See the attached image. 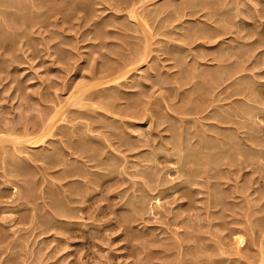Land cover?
I'll return each instance as SVG.
<instances>
[{
    "label": "rangeland",
    "instance_id": "rangeland-1",
    "mask_svg": "<svg viewBox=\"0 0 264 264\" xmlns=\"http://www.w3.org/2000/svg\"><path fill=\"white\" fill-rule=\"evenodd\" d=\"M6 1L0 264H264V0Z\"/></svg>",
    "mask_w": 264,
    "mask_h": 264
},
{
    "label": "bare ground",
    "instance_id": "bare-ground-1",
    "mask_svg": "<svg viewBox=\"0 0 264 264\" xmlns=\"http://www.w3.org/2000/svg\"><path fill=\"white\" fill-rule=\"evenodd\" d=\"M9 1H10V0H9ZM9 1H8V2H9ZM148 1H149V0H148ZM8 2L6 1V2H4V3H8ZM11 2L13 3L14 1L11 0ZM17 2L20 3V1H17ZM4 3H3V4H4ZM152 3H155V2H152ZM152 3H150V5H152ZM156 3H157V2H156ZM1 4H2V3H1ZM139 4H140V3H139ZM137 5H138V4H137ZM145 6H146V5H145ZM135 7H136V6H135ZM132 8H134V7H132ZM141 9H142V8H141ZM132 10H133V9H132ZM132 10H131V11H132ZM138 11H140V10H138ZM11 13H12V12H11ZM11 15H12V14H11ZM8 16H10V15H8ZM129 16H131V14H130ZM139 16H140V15H139ZM10 17H11V16H10ZM5 18H6V17H5ZM132 18H133V16H132ZM142 18H143V17H142ZM134 19H136V18H134ZM6 20H7V19H6ZM145 22H146V21H145ZM145 25H146V24H145ZM147 27H148V26H147ZM142 33H143V32H142ZM143 35H144V34H143ZM143 35H142V36H143ZM150 36H151V35H150ZM152 36H153V32H152ZM143 37H144V36H143ZM141 40H142V39H141ZM145 43H146V42H145ZM152 45H153V41H152ZM134 46H135V45H134ZM143 46H146V44H144ZM143 46H142V47H143ZM145 48H146V51H145L144 53L142 52V54H143V55H144V54H145V55H148V53H149V51H148V47H145ZM145 48L143 47V48H141V49L144 51ZM132 51H133V50H132ZM138 51H139V50H138ZM139 54H140V53L137 52V55H136V53H135V56H139ZM133 56H134V51H133ZM133 56H132V57H133ZM147 57H148V56H147ZM150 57H151V55H150ZM150 57H149V58H150ZM141 58L143 59V57H141V56L138 58V59H139V62H138V61L133 62L134 59H135V60H138L137 57H135V58H133V59L131 58L132 61H131L130 59H129V60H130L132 63L137 64V62L140 63V62L142 61ZM140 60H141V61H140ZM130 61H128V63L132 64ZM126 62H127V61H126ZM146 62H147V61H146ZM130 64H128V65H130ZM123 66H124V65H123ZM126 68H128V66H126ZM119 69H120V68H119ZM117 71H118V70H117ZM134 71H135V70H134ZM136 71H137V70H136ZM136 71H135V72H136ZM128 72H129V70H127V71H125V72H123V73H119V74H117V76H115L114 79L111 80V81L109 82V83H111V84H109V85H116L117 87H121V84H123L124 80L126 79V75H127ZM133 73H134V72H133ZM128 75H129V74H128ZM102 85H103V84H102ZM107 85H108V84H106V85L104 84V86H107ZM99 86H100V85H99ZM100 87H101V86H100ZM111 87H112V86H111ZM109 89H110V88H109ZM79 91H80V90H78V92H79ZM112 91H113V89H112V90L110 89L109 92H112ZM107 92H108V87H107ZM79 93H80V92H79ZM117 93H118V92H117ZM117 93H116V94L113 93V94H115V96H117ZM107 94H108V96L111 98V95H109V93H107ZM101 95H102V94H101ZM105 95H106V93H105ZM90 97H91V96H90ZM112 97H113V95H112ZM72 98H75V97H72ZM72 98H71V99H72ZM105 98H108V97H105ZM75 99H76V98H75ZM98 99H99V98H98ZM108 99H109V98H108ZM77 100H78V99H77ZM82 101H83V100H82ZM105 101H106V100H105ZM80 104H81V106H82V103H80ZM58 106H59V105H58ZM58 106H57V110L53 113V115H50V118L48 119V122H47L46 126L44 125L45 128L43 129V135H42V137H41V139L43 138V142L46 141L47 137L51 135V133L53 132V128H54L55 124H56L58 121H60V120L62 119V117H59V116H60V114L63 113V112H62V111H63V107L60 106V107L58 108ZM130 106H132V104H131ZM103 108H104V107H103ZM55 109H56V108H55ZM55 109H54V110H55ZM131 109H132V108H131ZM126 111H127V110H126ZM201 112H202V111H201ZM246 113L248 114V112H246ZM246 113H244V114H246ZM126 114H127V113H126ZM61 116H62V115H61ZM47 118H48V117H47ZM221 119H222V118H221ZM222 120H223V119H222ZM44 124H45V123H44ZM44 126H43V127H44ZM63 127H64V126H63ZM90 127H91V126H89V128H90ZM56 128H58V127H56ZM56 128H55V129H56ZM59 128H62V126L59 127ZM94 128H95V127H94ZM94 128L91 127V130H93ZM70 130H71V129H70ZM89 130H90V129H89ZM61 133H62V135H64L63 132H61ZM74 133H75V132H74ZM1 135H2V134H1ZM24 135H25V134H24ZM27 135H28V134H27ZM38 135H39V134H38ZM59 135H60V134H59ZM65 135H66V134H65ZM65 135H64V136H65ZM4 136H6V135H4ZM4 136H3V137L1 136V138H0V144H4V143H12V144L14 145V147H15L16 144L37 145V143H38V141H37L36 139H35V140H34V139H31V140H21V139H18V140H17V139L12 140V139H11L12 136H9V135L6 136V137H4ZM20 136H21V135H20ZM29 136H30V135H29ZM60 136H61V135H60ZM69 136H70V134H69ZM24 137H25V136H24ZM74 137H75V136H74ZM74 137H71V136H70V138H72V139H73ZM14 138H20V137H16V136H15ZM38 138H40V137H38ZM62 138H63V137H62ZM64 138H65V137H64ZM22 139H23V138H22ZM24 139H27V138H24ZM66 139H67V138H66ZM76 139H77V138H76ZM62 141H63V140H62ZM71 141H74V140H71ZM40 142H41V141H40ZM64 142L67 143V141H64ZM68 142H69V141H68ZM123 142H124V141H123ZM72 144H73V142H72ZM120 144H121V142H120ZM120 144H119V145H120ZM124 144H127V143L124 142L123 145H124ZM128 144H129V143H128ZM74 145H75V144H74ZM0 146H1V145H0ZM125 146H126V145H125ZM163 146H164V144H163ZM121 147H122V146H121ZM161 147H162V146H161ZM77 148L79 149V147H77ZM77 148H75V147L73 146V147L69 148V149L72 150V151L69 150V152H72V153L74 154L75 152H73V151H74L75 149H77ZM78 149H77V150H78ZM77 150H76V151H77ZM79 151H80V149H79ZM190 153H191V152H190ZM76 154H77V152H76ZM71 155H72V154H71ZM190 155H192V157H193V156H194V157H197V155H195V154H189L188 156H190ZM192 157H191V158H192ZM194 157H193V158H194ZM193 158H192V159H193ZM197 158H198V157H197ZM193 160H194V159H193ZM185 162H186V161H185ZM184 164H185V163H184ZM16 166H17V164H16ZM14 167H15V165H14ZM15 169L18 170L17 168H15ZM185 172H186V171H185ZM185 172H184V173H185ZM188 172H189V171H187V174H189ZM190 173H191V172H190ZM66 174H67V173H66ZM192 174H193V173H192ZM192 174H191V175H192ZM202 174H203V173H202ZM67 175H70V174H67ZM181 176H182V175H181ZM194 176L196 177V176H201V175H200V174H196V175H194ZM192 177H193V175H192ZM98 179H99V178H98ZM185 179H186V178H185ZM185 179H184V180H185ZM193 179H194V178H193ZM83 180H84V179H83ZM105 180L107 181V179H104L103 181H105ZM187 180H188V179H187ZM187 180H186V181H187ZM186 181H185V182H186ZM188 181L190 182V180H188ZM191 181H193L192 178H191ZM84 182H85V181H84ZM84 182H83V183H84ZM97 182H99V180H98ZM79 183H81V182H79ZM102 183H103V182H102ZM104 183H105V182H104ZM181 183H182V182H181ZM100 184H101V183H100ZM100 184H98L97 186H99ZM182 184H183V183H182ZM87 185H88V184H87ZM87 185H86V187H87ZM183 185H184V184H183ZM78 186H79V185H78ZM83 186H84V184L80 185V187H82V188H83ZM178 186H179V185H178ZM185 186H186V184H185ZM80 187H79V188H80ZM94 187H95V186H94ZM175 187H176V186H175ZM179 187H180V186H179ZM181 187H184V186L181 185ZM72 188H73V187H72ZM74 189H75V188H74ZM76 189H77V188H76ZM76 189H75V190H76ZM92 189H93V188H92ZM97 189H98V187H97ZM181 189H182V188H181ZM78 190H79V189H78ZM78 190H77V191H78ZM80 190H84V189H81V188H80ZM94 190H95V188H94ZM94 190H91V192L94 191ZM89 191H90V189H89ZM95 191H96V190H95ZM80 193H81V192H80ZM84 193H85V192H84ZM84 193H83V194H84ZM89 195H90V194H89ZM20 196H21V195H20ZM78 196H79V195H78ZM84 196H85V195H84ZM76 197H77V196H76ZM72 198H73V197H72ZM19 199H21V198H19ZM64 199H65V198H64ZM67 199H68V198H67ZM67 199H66V200H67ZM74 199H75V198H74ZM76 199H77V198H76ZM78 199H79V197H78ZM66 200H65V202H67ZM69 200H71V199L69 198ZM69 200H68V201H69ZM79 201H80V200H79ZM73 202H74V201H73ZM140 202H142L140 205H144V204H143V201L140 200ZM59 203H60V202H59ZM61 203H62V202H61ZM61 203H60V204H61ZM69 203H70V202H69ZM62 204H63V203H62ZM64 204H66V203H64ZM138 204H139V203H138ZM56 205L58 206L57 203H56ZM59 206H61V205H59ZM138 206H139V205H137V209H138ZM140 207L142 208V206H140ZM57 208H58V207H57ZM144 208H145V207H143L142 210H143ZM60 209H61V208H60ZM54 210H56V209H54ZM57 211H59V209H58ZM57 211H55V212L58 213ZM55 212H54V213H55ZM67 214H68V213L65 212L64 216H65V215L67 216ZM54 215H55V214H54ZM57 215H58V214H57Z\"/></svg>",
    "mask_w": 264,
    "mask_h": 264
}]
</instances>
